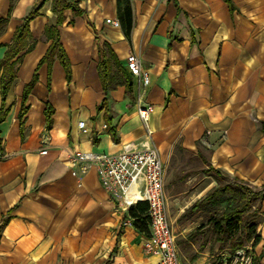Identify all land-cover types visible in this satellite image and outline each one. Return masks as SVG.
<instances>
[{"label":"crops","instance_id":"1","mask_svg":"<svg viewBox=\"0 0 264 264\" xmlns=\"http://www.w3.org/2000/svg\"><path fill=\"white\" fill-rule=\"evenodd\" d=\"M129 1L128 36L121 23L107 21L120 22L118 0H78L84 12L67 9L59 25L52 0H0V19L8 18L0 59L16 28L42 3L13 59L16 77L0 121V224L8 219L0 232V264L156 263L158 256L143 249L149 233L110 197L96 167L82 172L83 164L67 156L118 153L126 143L144 141L140 97L154 105L152 143L165 169L180 149L205 159L204 174L211 169L264 189V0H231L233 7L226 0ZM55 26L69 75L56 54L42 62L53 41L48 28ZM130 53L142 58L149 85L129 72ZM103 61L114 85L107 90ZM199 177L192 169L177 179L166 172V199L181 208L170 221L180 264L214 262L209 241L217 236L199 228L207 221L188 225L194 215L182 217L216 186L215 178L208 189L206 182L198 186L206 175ZM253 208L260 219L251 248L264 264V199Z\"/></svg>","mask_w":264,"mask_h":264},{"label":"built area","instance_id":"2","mask_svg":"<svg viewBox=\"0 0 264 264\" xmlns=\"http://www.w3.org/2000/svg\"><path fill=\"white\" fill-rule=\"evenodd\" d=\"M107 21L120 26L118 20ZM126 64L133 76L143 85H149L150 73L144 68L139 55L130 53ZM137 110L146 129L144 141L126 143L118 153L75 151L69 152L67 156L72 164H83L82 172L94 165L102 186L123 208L128 209L139 201L147 202L150 232L143 242L144 251L158 256L155 264H180L176 235L168 215L165 164L157 147L152 143L150 117L154 105L143 102L140 97ZM79 127L83 132L88 131L85 121H80ZM46 152V149L42 150V153ZM74 174L77 172L74 171ZM223 264H255V256L249 246H243L234 250Z\"/></svg>","mask_w":264,"mask_h":264},{"label":"trees","instance_id":"3","mask_svg":"<svg viewBox=\"0 0 264 264\" xmlns=\"http://www.w3.org/2000/svg\"><path fill=\"white\" fill-rule=\"evenodd\" d=\"M44 1V0H43ZM230 3L231 0H226ZM42 4V3H40ZM35 6L30 13L23 19L22 23L16 28L12 41L7 44V50L3 58L0 59V81H1V95L3 98V105L0 109V121L6 115L4 108L7 93L16 77V66L13 59L19 54L24 45V40L29 34V24L37 15L39 6ZM120 23L122 24L125 33L129 36L132 29V7L129 0H118ZM72 10L75 13H83L84 10L79 6L78 0H52V10L58 17V25L61 24L65 18V11ZM8 18L0 19V33L6 27ZM50 36L53 38L52 44L44 57L45 60L51 61L56 54L61 59L68 75L69 62L65 51L59 40L57 26L48 28ZM100 75L103 82L104 89L113 88L111 84L110 66L103 61L100 65ZM36 80L34 76L32 82L26 87L23 95L25 100L29 89ZM23 113V112H22ZM51 110L48 106L46 115L48 122L51 121ZM264 130V126H263ZM205 162V159H204ZM206 173H210L211 169H205ZM218 185L212 188L202 199L195 202L188 208L182 217H191L198 212L209 213L207 222L199 228L205 227V233L216 234L217 238L223 243L235 237L237 239L231 243L232 252L237 248L243 247L246 241H253L256 243L259 236L256 234V229L259 225L258 209L251 211V208L256 199H264V189L254 190L246 182L238 178H231L229 176L220 174L215 171ZM226 204L225 207H221ZM131 218H133L134 226L141 232L149 233L150 216L148 213V204L145 201H139L129 209ZM7 218L3 219L0 224V232L7 222ZM246 234V239L240 238L241 234ZM255 264H258L255 260Z\"/></svg>","mask_w":264,"mask_h":264},{"label":"rangeland","instance_id":"4","mask_svg":"<svg viewBox=\"0 0 264 264\" xmlns=\"http://www.w3.org/2000/svg\"><path fill=\"white\" fill-rule=\"evenodd\" d=\"M203 153H204V155L208 156V152L204 149H203ZM204 167H205L204 160H202L201 156H199V157L194 156V155H192L188 152H185L183 150L175 149L174 156L172 157L169 165L166 166V172L167 171H168V173L170 172L171 177L177 179L178 177H180V175L182 173H184V171H186L187 169H192L193 172L200 174L199 179L204 177V175H206V177L201 180V182H200V184H198V186L199 185L201 186V184L206 182V185L204 187H205V189H208L211 186L213 179L214 178L216 179V176L213 172H210L209 174H204L203 170H202ZM198 181H200V180H198ZM217 185H218V181L216 180V186ZM195 188H197V186H195L193 189H195ZM184 194H187V193L182 191V195H184ZM181 205H182V203H181ZM225 206H226V204H223L221 207H225ZM167 208L169 211L170 221L174 217H176L181 210V208L177 207L175 205V203L171 199L169 200L168 198H167ZM253 210H255V209L252 206L251 211H253ZM208 215H209V213H207V212H200V213L194 215L191 219H189L190 221H188L187 224L189 225L192 221H195V225H196V223H199V222L203 223V222L207 221ZM187 224L185 223V225H187ZM172 226H173V224H172ZM240 238H242L243 240L246 239L245 232L241 234ZM236 239H237V237L223 243L218 238H216V239L211 238V240L209 242H210V247H211V254L214 255L213 264L222 263L227 258V256L232 252L231 243L234 242ZM196 244H199V242H197ZM252 244H253L252 240L246 241L244 246H249L251 248Z\"/></svg>","mask_w":264,"mask_h":264}]
</instances>
